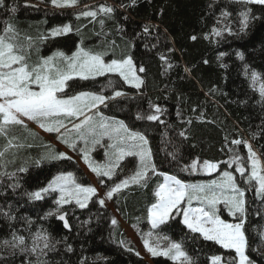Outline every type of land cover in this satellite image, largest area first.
I'll return each instance as SVG.
<instances>
[{"label": "trees", "instance_id": "1", "mask_svg": "<svg viewBox=\"0 0 264 264\" xmlns=\"http://www.w3.org/2000/svg\"><path fill=\"white\" fill-rule=\"evenodd\" d=\"M96 4L107 5L114 11L95 19L77 18L86 7ZM13 7L15 12L10 11ZM249 9L248 24L242 31L241 13ZM224 12L230 15L225 17ZM6 22L14 26L20 43L26 46V37L32 38L30 50L34 48L35 52L70 54L81 43L91 47L90 50L113 48L120 52L114 55L118 59L130 55L144 84L135 89L116 80L114 88L125 95L110 102L102 112L148 137L158 174L151 175L146 186L130 185L115 194L111 199L113 210L104 208L95 198L85 208L74 203L63 205L60 211L67 213L70 225L65 228L58 215H49L58 208L56 194H47L41 200L31 198L30 194L44 187L56 174L71 172L82 185H88V179L71 159L35 164L48 146L26 140L22 130L14 128L7 138L0 137V151L13 136L14 144L22 145L9 149H16L14 158L0 167V264H36L38 256L47 264H178L164 256H152L148 262L136 255L138 252L117 218L141 238L151 231L181 242L195 264H211L213 255L222 256L228 264H236L233 251L205 241L199 234H191L180 215L157 229L150 227L147 216L148 209L156 202L154 192L162 183L163 174L193 183L202 178L199 170H182L193 160L201 165L204 160L215 162L220 170L234 172L236 165L229 162L236 156L246 167L248 149L243 143L233 144V140L247 141L264 168V99L259 95V84L254 86L251 80V72L255 71L264 82V5H245L235 0H135L134 3L133 0H78L75 7L53 8L51 0H5V7H0L1 27ZM64 25H71L72 31L48 37L50 29ZM145 27L148 32L144 31ZM214 28L221 30L219 36L213 32ZM238 53L243 54V59ZM162 56L166 59H161ZM140 67L145 71L139 72ZM106 79L70 81L72 86L67 92L100 94L98 84ZM153 106L161 109L159 121L137 119L138 115L153 114ZM131 159L136 164L135 157L125 159L112 179H104L102 186L99 178L98 185L107 191L126 178L124 174L127 165L132 164ZM21 167L26 171H20ZM235 177L245 190L246 254L252 264H264L261 200H257L253 187L243 186L241 178L236 174ZM220 215L227 222H237L223 210ZM113 219L116 225L112 224ZM38 233L48 235L55 250L45 249L41 254L38 248L37 253H32L30 249ZM13 234L25 237V245L6 246L4 241H11ZM38 243L42 248L43 241ZM21 247L28 250L22 252Z\"/></svg>", "mask_w": 264, "mask_h": 264}, {"label": "snow or ice", "instance_id": "2", "mask_svg": "<svg viewBox=\"0 0 264 264\" xmlns=\"http://www.w3.org/2000/svg\"><path fill=\"white\" fill-rule=\"evenodd\" d=\"M235 2L245 5H264V0H235ZM51 3L57 8H66L75 7L78 0H51ZM0 7H5V0H0ZM10 11L15 12L16 9L13 7ZM98 11L110 15L114 9L100 5ZM250 11L249 9L241 13L244 17L242 31L247 27ZM97 15V11L88 10L78 13L77 18L83 16L95 19ZM223 15L227 17L230 13L224 12ZM100 23L103 24V20ZM148 30L147 27L144 28L145 32ZM226 30L231 34L230 28ZM71 31V25H64L52 29L50 34L56 37ZM213 32L217 36L221 34V30L215 28ZM18 36L14 26L6 22L3 34L0 35V137L7 138L16 127L27 130L26 121H32L44 131L56 133L58 138L73 150L77 147V141H82L84 148L80 149L81 157L88 168L100 178L102 186L105 184L103 178L112 179L126 157H138L139 163L135 166L133 174L114 183L106 191L105 197L99 198L98 202L101 206L105 205V199H112L115 194L129 188L130 185L146 186L151 175L158 174L148 137L143 132L129 128L122 120L105 117L100 111L101 106L107 107L110 101H115L125 93L115 88L111 96L90 91H80L69 95L66 91L72 86L69 82L77 78L88 81L107 74H115L125 83L140 89L144 81L137 75L132 57L129 55L106 62L103 59L104 53H93L80 47L71 56L62 51H56L51 56L41 58L35 64H29L32 38L26 37L28 44L25 46L19 42ZM45 38L41 37V39ZM192 39L195 40L196 37ZM238 55L243 59V54L238 53ZM161 59L166 58L162 56ZM168 67L171 68L172 65L169 64ZM144 71L143 67L139 68V72ZM251 80L254 86L259 84V95L264 99V82L261 81L259 74L255 71L251 72ZM108 84L111 86L112 81L109 80ZM153 107L155 108L153 114L138 115L137 119L159 121L161 109L159 106ZM69 123L71 128L68 127ZM180 135L185 136V133L181 132ZM105 137L110 141L107 145L109 151L105 153L108 162L104 165H94L89 159V152L94 150L96 145L101 144ZM14 140V136L7 140L5 149L0 151V159L5 157L8 149L22 147V145L14 144ZM232 143L236 145L243 143L247 147L251 172L246 176V182L252 184L254 181L256 195L264 198V168L257 167L258 159L255 151L247 141L237 139ZM62 159L72 158L64 152H54L49 146V151L34 163L39 165L44 160ZM229 163L235 164V171L241 177H245L247 170L239 156L234 157ZM198 168L211 174L218 170L219 165L208 160H204L201 165L199 161L193 160L187 168L182 170L195 172ZM19 170L23 172L26 168L21 167ZM4 174L7 175V173ZM50 192H58L59 199L56 200L58 205L56 212L49 213V215H58V219L64 222L65 228H69L70 225L66 219L67 213L60 211L63 205L74 201L80 208H85L92 197L98 196L96 187L77 183L71 172L56 176L47 187L31 193L30 196L35 200H41L43 194ZM154 195L156 202L148 209L147 216L152 229L166 225L170 220L175 219V216L182 215V224L191 234H199L203 240L214 242L223 249L234 250L238 257V264H252L246 254L248 241L245 234V190L239 186L232 172L223 171L219 179L201 184L184 183L174 175L164 174V182L158 185ZM194 200L200 204V207L190 206ZM185 203L189 207H182ZM221 204L227 208L229 215L236 218V223H228L221 219L218 214L220 211L218 206ZM116 223L117 221L113 219L112 224L116 225ZM142 239L146 251L153 257L164 256L178 264H195L181 242L173 241L166 235L154 234L151 231L146 233ZM41 240L43 241L42 248L38 243ZM162 242L166 243L162 246ZM25 243V237L15 234L11 241H4L6 246L10 245L13 248L23 246ZM120 243L123 245L124 241ZM38 248L43 254L45 249L55 250V245L50 242L48 235L38 233L30 251L37 253ZM27 250L21 247L22 252ZM68 250L71 251V248ZM127 250L132 251L131 248ZM210 261L211 264H222L223 258L220 255H213ZM36 264H47V261L41 260L38 256ZM223 264H228V262H223Z\"/></svg>", "mask_w": 264, "mask_h": 264}, {"label": "rangeland", "instance_id": "3", "mask_svg": "<svg viewBox=\"0 0 264 264\" xmlns=\"http://www.w3.org/2000/svg\"><path fill=\"white\" fill-rule=\"evenodd\" d=\"M100 5H104V4H96V5L92 6V7H86L82 11L93 10V11H97L98 12V15L105 14V13H100L98 11ZM51 6L53 8H57V7L53 6L52 3H51ZM105 6H107V5H105ZM66 8H69V7H66ZM88 18H91V17H88ZM91 19H93V18H91ZM55 28H57V27H55ZM52 29H54V28H52ZM52 29H50L48 31V37H51V34L50 33H51V30ZM2 34H3V27H1V25H0V35H2ZM91 42L92 41H90L89 43H91ZM92 44H94V43H92ZM80 47L84 48L85 50H90L91 49V47H86V46H83L81 43H79V45H77L76 49L73 52H75ZM112 49L113 48H111V49L110 48H107L106 49L104 47H101V48L94 47L93 50H90V51H92L93 53H104L103 59L106 62H110L112 59H118V58L114 57V55L115 54L116 55H119L117 53H120V52H115ZM29 52H30V59H29L28 62H29V64H35L41 58L51 56L56 51H51L49 53H45L44 54L41 51L40 52H35V50L33 48L31 50L29 49ZM73 52H71L70 54H66L65 52L64 53L66 55H68V56H71V54ZM137 75H138V72H137ZM114 76H116L117 78L114 79ZM100 77H107V79L102 84H98V87H99V89L101 91L100 94H104L106 96H111L113 94L114 83L116 82V80H120L126 86L132 87L129 84L125 83L119 76H117L115 74H107L105 76H100ZM100 77H97V78H100ZM109 80H111V81L113 80V85L109 86V84H108ZM75 81H83V80H79L77 78ZM93 81H95V80H93ZM132 88H134V87H132ZM67 90L68 89H66V91ZM90 92H92V91H90ZM77 93L78 92H68L69 95H74V94H77ZM119 98H117V99H119ZM110 102L113 103V101H110ZM102 108H104V106H101L100 107V111L101 112H102ZM103 115L105 117L113 118L111 116H107L104 113H103ZM114 119L119 120L117 118H114ZM65 123H68V122L65 121ZM26 124H27V130H25V129L21 128V127H16L15 129L16 130L18 129L20 131L22 130L21 133L23 132V134L25 135V139L26 140L32 141V142L37 141L38 143H43L44 145H47L48 147L45 148L44 154L49 151V146H50L51 150H53L54 152H56V153L64 152V153H66L67 156H70L72 158L71 160L74 161L79 166V168L82 170L84 176L88 179L89 184L88 185H85V186L91 185V186H94V187L97 188V190H98V196H94L92 198H95L98 201L99 198H104L105 197L106 190L102 189L98 185V182H97V180H99V178L88 168V166L85 164L84 160L81 157L80 149L81 148H84V144H83L82 141H77V147H76L75 150H73L72 148H69L67 144L63 143L62 140L60 138H58V135L56 133H48V132L44 131L35 122H32V121H26ZM68 127L71 128V124L70 123L68 124ZM61 131L63 132V129ZM30 133H32L34 135H32ZM14 143H16V139L14 140ZM109 143H110V141L107 139V137H105V138L102 139L101 144L96 145L95 146V149L89 152V159H90V161L94 165H96V164L104 165V164H106L108 162V157L105 155V153H106V151H109V149L107 148V145ZM89 148H91V145H89ZM15 150L9 151V149H8V151L6 152L5 157H8V154H10L11 156H9L4 161L0 159V162H1L0 163L1 164L0 167L1 166L3 167V165H6L7 162L13 160L14 156H12V155L15 152ZM127 158H131V157H126L125 159H127ZM135 159H136V164H134L133 163V160L131 159L132 160V164L127 165V167H126V173L124 174L125 177L130 176V175L133 174V172L135 170V166L138 165V163H139L138 157H135ZM247 161H248L247 162V166L245 167L246 170H247L246 173H245V177H241L240 174L238 172H236V171H234L232 173H233L234 176L236 174V176H239L241 178V182L243 183V186L253 187V192H255L254 194H255L257 200H258V198H259V200H261V207H262V211L264 213V198H261V197H259V196L256 195V191H255L256 185H255V182L253 181L252 184H249V183L246 182V176L249 175L250 172H251V161L248 159V150H247ZM257 167L258 168H262V165H261V162L259 161V159H258V165H257ZM198 170H199L200 176H202L201 180H198V181L193 182V183L190 182L189 184L208 183V182H210L212 180L219 179L220 176L222 175V172L223 171H229V172H231L230 169L220 170V165H219L218 170L215 171V172H213V173H211V174L205 173L202 170V168H198ZM0 174H1V172H0ZM61 174H65L66 175L67 173L56 174L55 176H53V178H51L50 181H52L56 176L61 175ZM103 179H105L107 181L108 178L107 177H104ZM162 180H163L162 181V183H163L164 182V174L162 175ZM49 182L44 187H42V188L47 187V185L49 184ZM39 190H35L32 193H34L36 191H39ZM50 193L56 194V200L59 199V193L58 192H50ZM50 193H45V194H43V196H45L47 194H50ZM72 203L75 204L74 201ZM112 206L113 205H112L111 199L110 200L109 199H105V205L103 207L104 208H107V209H110V210H113V207ZM190 206L193 207V208H195V207H200V204L197 201L194 200ZM182 207H189V205L187 203H185V204L182 205ZM218 207H219L220 211L223 210L227 215H229V213L227 211V208L223 204L219 205ZM220 211L218 213L219 215H220ZM229 216L231 218H234L231 215H229ZM220 217H221V215H220ZM180 218H181V222H182V219H183L182 215H180ZM117 221H118L119 226L122 228L123 232L125 233L126 237H128L130 239V241L132 242V244L134 245V247H135L136 251L139 253V255L141 257H143L146 261L151 262V257L152 256H151L150 253H148L146 251V249L144 247V244H143V239L136 234L135 230L131 226L127 225L120 218H117ZM148 223H149V221H148ZM228 223H236V222H228ZM149 225L151 227V224L150 223H149ZM260 233H261L260 237H261V242H262V245H261L262 252L261 253L264 254V231L261 230ZM164 243H166V242H162V246H163ZM231 251L234 252V250H231ZM234 254H235V252H234ZM235 256H236V254H235ZM236 259H237L236 264H238V257L237 256H236ZM222 264H223V262H222Z\"/></svg>", "mask_w": 264, "mask_h": 264}]
</instances>
